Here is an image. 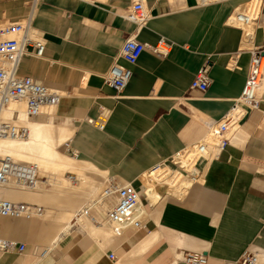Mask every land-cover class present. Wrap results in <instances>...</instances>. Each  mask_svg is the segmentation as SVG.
<instances>
[{
	"label": "crops",
	"instance_id": "obj_1",
	"mask_svg": "<svg viewBox=\"0 0 264 264\" xmlns=\"http://www.w3.org/2000/svg\"><path fill=\"white\" fill-rule=\"evenodd\" d=\"M252 1L147 0L151 19L138 30L124 17L131 0H39L33 27L46 41L44 55L25 56L18 74L62 98L53 115L31 120L68 128L70 139L60 148L106 183H131L142 195L141 179L158 165L192 179L178 157L230 112L252 50L264 46V0L248 43L242 28L228 25ZM31 3L0 0V25L23 20ZM135 34L143 44L164 38L173 47L167 57L147 49L135 65L119 60L132 78L118 93L103 76ZM205 67L208 89H192ZM102 109L108 117L99 130L89 121ZM229 137L211 158L197 160L194 171L202 180L183 196H167L162 207L142 200L136 216L146 221L142 229L100 238L76 230L50 247L36 238L39 222L0 217V239L28 242L24 253L0 254V264H185L181 253L203 254L208 264H237L248 250L264 255V86L259 107Z\"/></svg>",
	"mask_w": 264,
	"mask_h": 264
},
{
	"label": "built area",
	"instance_id": "obj_2",
	"mask_svg": "<svg viewBox=\"0 0 264 264\" xmlns=\"http://www.w3.org/2000/svg\"><path fill=\"white\" fill-rule=\"evenodd\" d=\"M259 1L262 4V0ZM131 2L132 5L124 17L129 22L134 23L137 29L140 30L151 19L147 8V0H131ZM38 3L39 0H32L31 9L23 20L0 25V112L12 102H25L26 117L28 119H34L44 114V109L47 107L56 108L62 98V94L59 91L50 89L33 78L23 77L18 74L22 59L25 56L43 58L44 55L46 41L33 27ZM241 17L238 20H241ZM258 17L254 19V22ZM228 25L237 27L234 25L232 18L228 21ZM172 47L173 44L164 38L160 39L156 45H148L139 42L137 34L129 37L123 43L117 59L103 76L105 84L118 93L122 92L132 78V71L130 68L121 65L119 60H124L129 65H135L142 53L147 49L154 54L167 57ZM263 76L264 46L252 50L249 73L241 97L234 102L230 112L209 129L212 136L219 140L218 151L230 143L227 133L232 128L242 125L248 114L259 107V91L263 84ZM209 85L210 80L207 75V67H205L196 75L191 88L205 92ZM107 117V112L102 109L98 119L90 120L89 123L99 130H104ZM18 120L19 115L15 113L12 120L0 121V137L12 139L27 138L28 129L16 124ZM191 149L194 153V169L198 159L209 158L206 156L208 146L205 142L200 141L192 145ZM177 161L180 163L179 157ZM166 169L169 168L158 165L150 173ZM169 170L172 171L171 169ZM192 174V179H194L195 175L194 173ZM40 183L39 172L35 166L18 163L9 158L0 161V187L15 184L20 188L35 189ZM141 185L143 187L142 182ZM105 195L115 196L117 203L105 213L102 221L95 217L92 210L89 211V216L96 225L102 226L105 224L113 227L116 237L122 235L128 229L139 230L144 228L146 221L136 218L140 203L142 200L144 201V196L133 184H122L109 178ZM45 211L44 207L33 203L0 199V217L2 218L31 220L41 216ZM26 249V243L0 239V254L9 252L21 254ZM180 257L185 264H208V259L203 254L181 253ZM110 259L115 260L113 254L110 255ZM237 264H264V255L248 250L239 258Z\"/></svg>",
	"mask_w": 264,
	"mask_h": 264
},
{
	"label": "bare ground",
	"instance_id": "obj_3",
	"mask_svg": "<svg viewBox=\"0 0 264 264\" xmlns=\"http://www.w3.org/2000/svg\"><path fill=\"white\" fill-rule=\"evenodd\" d=\"M260 8V1L256 0L251 8L246 11L240 9L232 17L234 25L242 28L245 32L244 45L248 43L254 34L255 27H257L254 24V19L259 16ZM240 16H242V19L238 20ZM263 86L264 76L259 93H261ZM55 109V107H47L44 109V114L47 113L51 116L55 113ZM15 113L19 115L16 124L26 127L28 136L24 139L0 137V161L9 158L18 163L35 166L39 172L40 187L47 185V181L41 180L42 177L56 175L58 178L56 177V179L54 176L51 178L55 182L53 181L54 185L49 190L20 188L15 184L0 187V199L12 202L21 200L33 204L48 205L49 209L46 207L47 210L41 216L26 221L40 223L36 238L40 243L50 247L56 246L74 231V220L79 223L81 231L94 237L100 238L103 235H112L113 237L116 235L113 227L105 224L98 226L89 216V211L92 210L95 216L102 221L116 198L115 196H106L105 190L103 192L104 183L91 178L87 172L90 170L99 171L88 164L80 162L76 157L69 158L59 151V148L70 139L71 131L54 123L36 122L28 119L26 117L25 102H12L9 104L7 108L0 112V121L12 120ZM239 128L240 125L232 128L227 133V137L230 139L229 136L237 132ZM205 140L203 142L208 146L206 156L211 158L218 151L219 140L212 136L210 130ZM193 155L194 153L190 147L179 156V160L187 171L194 173V179H187L182 173L172 172L169 169L146 174L155 179L153 182L142 180L146 178V175L141 179L142 184L144 183L142 195L145 200L148 201L151 198L162 207L167 196L157 190V185L168 186L169 191L172 192V194L169 192L171 195L183 196L192 183L200 182L202 180L201 176L193 169ZM106 184L108 185V181ZM59 203L62 205H59ZM139 213L137 216H140Z\"/></svg>",
	"mask_w": 264,
	"mask_h": 264
},
{
	"label": "rangeland",
	"instance_id": "obj_4",
	"mask_svg": "<svg viewBox=\"0 0 264 264\" xmlns=\"http://www.w3.org/2000/svg\"><path fill=\"white\" fill-rule=\"evenodd\" d=\"M253 2V1H252ZM256 2V0L253 2V3H255ZM253 3L251 4V5H248V6H246V7H244V8H242V9H249V8H251V6L253 5ZM51 110V109H50ZM48 111V110H47ZM35 119H39V118H35ZM199 141H201V140H199ZM206 142H207V140H205ZM59 151L62 153V154H64L65 156H67V157H69V158H72L73 156H70V155H68V154H65V151L62 149V148H59ZM1 159V158H0ZM88 172V175L91 177V178H94V179H96V180H98V181H101V182H103L104 183V189H103V192H104V190L106 189V187H107V184H106V180H107V178H105L101 173H99V172H96V171H93V170H90V171H87ZM160 172V171H159ZM158 172V173H159ZM157 173V174H158ZM53 176L54 175H48V176H44V177H42L41 178V180L42 181H47V185L46 186H37L36 188H38V190H49V189H51L52 187H53V183L55 182V180L54 179H51V178H53ZM70 176H73V175H70ZM48 177V178H47ZM58 178V176H54V178ZM56 178V179H57ZM154 177H149V175H146V178H144V179H142V180H145V181H149V182H153L154 181ZM54 181V182H53ZM144 184V183H143ZM42 188V189H41ZM157 190H159L161 193H163V195L164 196H173V195H171L172 194V192L171 191H169V187L168 186H163V185H157ZM171 194H170V193ZM170 194V195H169ZM178 198V197H177ZM17 202H26V201H21V200H18ZM27 203H32V202H27ZM115 204H116V198H115V201H114V203H113V205H112V207L111 208H113L114 206H115ZM36 205H42V206H44L45 208L46 207H48V205H44V204H36ZM59 205H62L61 203H59ZM98 206V205H97ZM98 207H100V206H98ZM47 210V209H46ZM139 212V211H138ZM96 218H97V216H95ZM138 217V216H137ZM98 219V218H97ZM99 221H101L100 219H98ZM75 222V223H74ZM73 223L75 224V227H74V231H76L77 229H80V230H77V232H79V231H81V228H80V225H79V223H77V221L75 220V221H73ZM25 242V241H24ZM26 243H28V242H26ZM29 244H31L32 246H33V248H35V244H33V243H29ZM41 249V248H40Z\"/></svg>",
	"mask_w": 264,
	"mask_h": 264
}]
</instances>
